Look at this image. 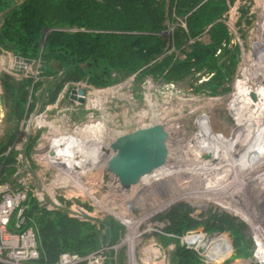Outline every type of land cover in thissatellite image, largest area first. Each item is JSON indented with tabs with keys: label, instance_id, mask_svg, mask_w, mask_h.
<instances>
[{
	"label": "rangeland",
	"instance_id": "374dc122",
	"mask_svg": "<svg viewBox=\"0 0 264 264\" xmlns=\"http://www.w3.org/2000/svg\"><path fill=\"white\" fill-rule=\"evenodd\" d=\"M20 2L0 10V23ZM168 4L165 0L166 13ZM110 14L101 22L115 23L118 15ZM221 21L230 36L226 71L232 62L235 69L215 95L200 88L210 76L201 71L168 83L162 76L155 80L152 73H142L143 68L111 86L97 88L82 72L77 82L70 80L75 75L60 60L46 67L57 72L46 77L41 75L46 70L41 60L24 61L0 49V143L7 145L3 158L16 153V162L6 166L5 174L0 167V188L23 194L24 204L30 194L38 208L93 224L94 239L76 245L81 253L76 264H175L176 243L160 236L166 233V223L157 216L178 203L191 206L190 215L196 219H211V214L220 212L236 218V227L229 230L232 235L221 225L226 234L198 226L178 236L182 244L199 252L200 263L264 264V0H233ZM163 25L158 32L140 34L168 46L174 29L184 26L183 17L166 18ZM48 32L45 28L41 33L40 52ZM197 40L211 42L208 33ZM189 49L181 53L170 46L165 54L182 60ZM163 56L157 58L158 70L167 62ZM4 74L29 81L22 113L10 109L1 84ZM78 89L85 91L83 103L67 95ZM55 90L57 95L48 104ZM32 104L35 107L29 111ZM148 115L175 119L181 146L178 156L160 169L154 184L140 194L122 195L88 178L94 152L88 140L100 130L88 134V125L118 128ZM109 217L121 225L116 241L107 222L101 226ZM215 238L221 242H213ZM236 239L242 252L233 255ZM220 250L226 255L218 256Z\"/></svg>",
	"mask_w": 264,
	"mask_h": 264
},
{
	"label": "trees",
	"instance_id": "16d2710c",
	"mask_svg": "<svg viewBox=\"0 0 264 264\" xmlns=\"http://www.w3.org/2000/svg\"><path fill=\"white\" fill-rule=\"evenodd\" d=\"M15 1L17 0H0V10ZM18 1L21 2L12 6L3 15L0 23V49L13 52L24 61L39 59L43 68L55 60H60L69 73L75 75L70 78L74 82L79 80L80 72L88 77L89 83L93 86L105 88L143 68L142 73H152L155 80H160L162 76L168 83L182 81L188 74L201 71L210 76L201 83L200 88L207 89L215 95L216 88L228 79L235 69V63L232 62V67L226 71L225 62L230 53L227 44L230 36L225 22L221 21L233 0H169L167 13L164 8L165 0ZM111 11L118 15V20L113 19L116 22L112 24L101 22V19L111 15ZM244 13L246 14V11H243ZM173 16L183 17L184 26L178 25L174 29L168 46L180 49L181 53L189 47L182 60H173L175 59L173 54H165L169 47L164 41L154 36L140 34L162 30L165 19L171 20ZM45 28H48L49 32L45 36L40 52L39 39ZM202 33L209 34L210 43L197 40ZM219 50L221 54L217 56ZM161 55H164L162 59L167 62L158 70L160 61L157 58ZM220 58L223 61L219 62ZM56 73L53 68H46L41 75L47 77ZM1 84L6 99L10 101V109L17 114L19 111L22 113L29 81L16 80L4 74L1 77ZM61 86L60 84L56 90ZM190 86L193 87L192 84ZM56 90L48 104L54 101ZM34 107V104L30 105L29 111ZM6 149V143H0L2 174L7 172L8 164L16 162L14 152L11 157L3 158ZM8 172L6 178L12 175L14 168ZM5 181L6 179L3 180ZM28 201L23 203L24 208L25 205L27 208L24 209L25 225L21 230L30 227L36 232L41 254L40 258L31 264H58L64 253L81 254L76 245L94 239L97 229L93 224L79 221L58 210L38 208L37 202L30 200V194ZM191 211L192 208L188 204L178 203L157 216L159 221L166 223L164 226L166 235L160 236L165 238L166 242L174 240L176 243L172 253L175 264H202L199 252L179 240L178 236L183 231L201 226L205 231L216 230L214 232L225 233L219 229L222 225L225 227L224 230L232 235L229 230L236 227L234 223L236 218L227 213L211 214V219H196L190 215ZM106 222L107 230L111 232L113 241H116V229L121 225L109 217L101 226ZM10 229L14 230L11 226ZM88 229L93 231L88 232ZM238 243L237 239L232 242L233 255L242 252ZM217 263L226 264L224 260ZM77 264L86 263L79 261Z\"/></svg>",
	"mask_w": 264,
	"mask_h": 264
},
{
	"label": "water",
	"instance_id": "95a60500",
	"mask_svg": "<svg viewBox=\"0 0 264 264\" xmlns=\"http://www.w3.org/2000/svg\"><path fill=\"white\" fill-rule=\"evenodd\" d=\"M67 95L79 103L85 100L83 89L68 91ZM175 123L166 115H148L118 128H100L88 140L94 152L87 177L117 194H140L154 184L160 169L179 154Z\"/></svg>",
	"mask_w": 264,
	"mask_h": 264
},
{
	"label": "built area",
	"instance_id": "2783aa9c",
	"mask_svg": "<svg viewBox=\"0 0 264 264\" xmlns=\"http://www.w3.org/2000/svg\"><path fill=\"white\" fill-rule=\"evenodd\" d=\"M24 198L21 193L0 188V261L6 264H31L41 255L36 232L30 227L21 230L25 225ZM78 260L77 254L64 253L58 264H76Z\"/></svg>",
	"mask_w": 264,
	"mask_h": 264
},
{
	"label": "bare ground",
	"instance_id": "6f19581e",
	"mask_svg": "<svg viewBox=\"0 0 264 264\" xmlns=\"http://www.w3.org/2000/svg\"><path fill=\"white\" fill-rule=\"evenodd\" d=\"M243 113V112H242ZM100 123V122H99ZM89 128V130L90 131H93L94 130V128H102L100 125H93V126H88ZM87 129V130H88ZM51 158V160L53 159V157H50ZM192 239H195V240H197L198 241V237H195V236H192L191 237ZM213 242H216V243H219V242H221V240H216V238H215V240H213ZM215 245H217V244H215ZM216 252V251H215ZM217 254V253H216ZM226 254L224 253V252H222L221 250L219 251V253H218V256H225Z\"/></svg>",
	"mask_w": 264,
	"mask_h": 264
},
{
	"label": "crops",
	"instance_id": "0c3cea01",
	"mask_svg": "<svg viewBox=\"0 0 264 264\" xmlns=\"http://www.w3.org/2000/svg\"><path fill=\"white\" fill-rule=\"evenodd\" d=\"M89 126V125H88ZM90 126H93V125H90ZM88 128H86V130H87ZM98 129H100V128H94V130L93 131H90L89 129L87 130V133L88 134H91V133H93L94 131H98Z\"/></svg>",
	"mask_w": 264,
	"mask_h": 264
}]
</instances>
